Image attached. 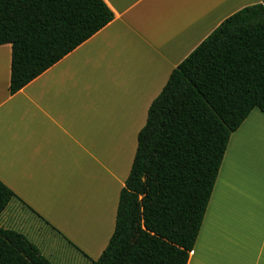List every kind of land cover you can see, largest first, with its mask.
Masks as SVG:
<instances>
[{"label":"crops","instance_id":"obj_1","mask_svg":"<svg viewBox=\"0 0 264 264\" xmlns=\"http://www.w3.org/2000/svg\"><path fill=\"white\" fill-rule=\"evenodd\" d=\"M103 1L114 21L15 95L12 46H0V181L17 196L0 228L26 236L52 264L53 234L89 256L102 234L97 257L106 250L137 152L128 175L117 155L128 149V112L142 117L139 135L173 71L225 20L264 3ZM263 127L256 109L231 137L188 264H264ZM27 221L37 234L25 232Z\"/></svg>","mask_w":264,"mask_h":264},{"label":"trees","instance_id":"obj_2","mask_svg":"<svg viewBox=\"0 0 264 264\" xmlns=\"http://www.w3.org/2000/svg\"><path fill=\"white\" fill-rule=\"evenodd\" d=\"M103 0H0L15 95L114 21ZM264 113V3L225 20L172 73L138 135L114 234L92 264H188L231 137ZM17 200L0 181V217ZM0 264H52L0 228Z\"/></svg>","mask_w":264,"mask_h":264},{"label":"rangeland","instance_id":"obj_3","mask_svg":"<svg viewBox=\"0 0 264 264\" xmlns=\"http://www.w3.org/2000/svg\"><path fill=\"white\" fill-rule=\"evenodd\" d=\"M129 113L130 112H128V149L126 151H123V150L120 151V149L118 148V151H117V155L120 158V159H118V161L121 160V162H123V160H125V163H126V165L128 167V170L124 171L125 166L122 163L123 171L125 173L128 172V175H129V172H130L129 168H130L131 163L133 161L131 156H133L135 154L136 149H137V144H138V142H137L138 135L133 133L134 130L136 129L135 128V126H136L135 123H139L142 120V117H138V118L130 117ZM262 132L264 133V127H263V131ZM261 137H262L261 138V144H264V136H263V134H261ZM15 212L16 211H14V210H12V211L10 210L9 213L11 215H16V216L20 217V215L18 213H15ZM112 216H113V214L111 213V219H112ZM27 220L29 221V219H27ZM28 221H27V226L25 228V232H28V233H30L32 235H33V233L37 234L36 227L31 222H28ZM108 223H110V221H108ZM108 227H110V224L107 225V229H106L107 231L110 230ZM46 232H47V234L50 233L47 230H46ZM56 237L57 236L55 234H53V237L50 238L48 236L46 238V240H48V242L50 244H52L53 246H55L56 244H59V248H57V253L53 252V254H54V258L52 257L53 264H92L93 262H96V261L99 260L98 258L100 256L97 257V252L98 251L100 252V250H102V248L104 246L103 241L100 244V241L102 239V234H101L100 238H98V236H97L99 241L94 246V248H97L96 252L91 253L92 255L89 256L87 254H84L83 252H81L77 248H75V246H73V244H71L70 241H68V240H66L64 238H58V242H57L55 240Z\"/></svg>","mask_w":264,"mask_h":264},{"label":"bare ground","instance_id":"obj_4","mask_svg":"<svg viewBox=\"0 0 264 264\" xmlns=\"http://www.w3.org/2000/svg\"><path fill=\"white\" fill-rule=\"evenodd\" d=\"M77 233L78 235L83 239V240H87L86 234L84 232V230L82 228H77Z\"/></svg>","mask_w":264,"mask_h":264}]
</instances>
